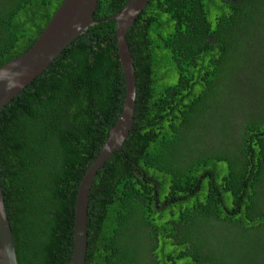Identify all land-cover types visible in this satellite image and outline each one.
Listing matches in <instances>:
<instances>
[{
	"label": "trees",
	"instance_id": "obj_1",
	"mask_svg": "<svg viewBox=\"0 0 264 264\" xmlns=\"http://www.w3.org/2000/svg\"><path fill=\"white\" fill-rule=\"evenodd\" d=\"M64 1L0 0V68ZM127 2L99 0L100 23L0 114L19 264L72 258L80 183L126 98L113 18ZM127 41L135 119L94 180L86 264H264V106L251 109L264 86V0H150ZM244 67L250 79L236 81Z\"/></svg>",
	"mask_w": 264,
	"mask_h": 264
},
{
	"label": "water",
	"instance_id": "obj_2",
	"mask_svg": "<svg viewBox=\"0 0 264 264\" xmlns=\"http://www.w3.org/2000/svg\"><path fill=\"white\" fill-rule=\"evenodd\" d=\"M99 0H65L33 47L0 68V114L22 91L42 75L61 54L92 26ZM150 0H128L113 20L117 46L126 79L123 110L99 155L80 183L74 216V248L68 264H86L88 255V209L90 193L98 172L123 150L133 128L137 86L135 67L127 35L147 8ZM0 264H19L15 237L0 183Z\"/></svg>",
	"mask_w": 264,
	"mask_h": 264
},
{
	"label": "rangeland",
	"instance_id": "obj_3",
	"mask_svg": "<svg viewBox=\"0 0 264 264\" xmlns=\"http://www.w3.org/2000/svg\"><path fill=\"white\" fill-rule=\"evenodd\" d=\"M258 52H263L261 50V48L259 47V51ZM251 94L253 97H256L257 99L253 100V103L251 105V109H253V115H255L256 117L259 116V112L260 111H257V109L255 108V102H262V103H259L260 105L264 106L263 103H264V86L263 87H260V88H257V87H253L251 89ZM262 100V101H260ZM173 249L172 246L169 247V250Z\"/></svg>",
	"mask_w": 264,
	"mask_h": 264
},
{
	"label": "flooded vegetation",
	"instance_id": "obj_4",
	"mask_svg": "<svg viewBox=\"0 0 264 264\" xmlns=\"http://www.w3.org/2000/svg\"><path fill=\"white\" fill-rule=\"evenodd\" d=\"M260 4V3H259ZM258 19L256 18V19H254V21H257ZM248 25H250L249 23H248ZM242 26H244V24L243 23H241V27ZM249 29V28H248ZM246 31V30H245ZM243 30H239V36H243ZM246 33H247V31H246ZM243 44H244V42H243ZM244 54H238L237 55V57H238V59H240L242 56H243ZM242 61H244V60H242ZM241 65V62H240V64H239V66ZM249 66V65H248ZM246 71H248V68H245L244 67V69H242V70H240L237 74H236V81H239L240 82V80H241V82H242V79H248L247 77H248V73L246 72ZM247 73V74H246ZM233 76H235V75H233ZM222 77V76H221ZM249 77H252V76H249ZM250 79V78H249ZM248 79V80H249ZM220 81H221V78H220ZM224 82V81H223ZM239 98V97H238ZM179 235H181V233L179 234Z\"/></svg>",
	"mask_w": 264,
	"mask_h": 264
}]
</instances>
